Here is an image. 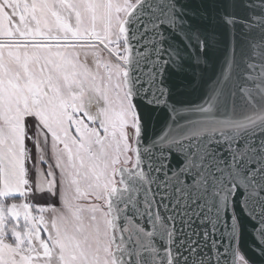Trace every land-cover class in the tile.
<instances>
[{
    "label": "snow or ice",
    "instance_id": "6c2138e0",
    "mask_svg": "<svg viewBox=\"0 0 264 264\" xmlns=\"http://www.w3.org/2000/svg\"><path fill=\"white\" fill-rule=\"evenodd\" d=\"M0 264H264V0H0Z\"/></svg>",
    "mask_w": 264,
    "mask_h": 264
}]
</instances>
